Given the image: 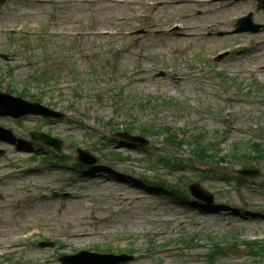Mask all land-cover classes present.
Listing matches in <instances>:
<instances>
[{
    "label": "rangeland",
    "instance_id": "obj_1",
    "mask_svg": "<svg viewBox=\"0 0 264 264\" xmlns=\"http://www.w3.org/2000/svg\"><path fill=\"white\" fill-rule=\"evenodd\" d=\"M2 2L0 91L26 90L65 117L0 118V264L122 249L133 260L121 264H264L242 244L264 241V29L233 33L249 12L264 24V10L224 0ZM131 124L146 146L113 137ZM32 131L62 140L60 152ZM197 144L212 158H197ZM76 148L98 164L75 167ZM247 168L260 173L238 176ZM155 181L199 183L214 201L168 198ZM213 240L222 254L207 255Z\"/></svg>",
    "mask_w": 264,
    "mask_h": 264
},
{
    "label": "water",
    "instance_id": "obj_2",
    "mask_svg": "<svg viewBox=\"0 0 264 264\" xmlns=\"http://www.w3.org/2000/svg\"><path fill=\"white\" fill-rule=\"evenodd\" d=\"M239 1V0H234ZM258 2L257 9H264V0H256ZM1 3V2H0ZM251 14L247 18L240 19L237 23L235 32H256L260 26H254L250 22ZM27 115H39L44 117H61L60 113L52 111L37 103L25 101L19 97H14L10 94L0 92V117H13L15 119L22 118ZM117 137L124 139L127 142L134 144L146 145L147 141L139 136H132L128 133H117ZM31 137L35 141H39L46 146H51L60 149V141L49 137L44 133L32 132ZM78 156L76 161L85 165H93L96 159L91 156L87 150L78 149ZM256 170H240L239 175L244 177H255L258 175ZM192 196L207 204H212L214 197L211 193L202 188L199 184H192L189 187ZM132 257L124 255H101L96 253H89L86 251L79 252L75 255H65L60 257L61 264H119L125 261L132 260Z\"/></svg>",
    "mask_w": 264,
    "mask_h": 264
},
{
    "label": "trees",
    "instance_id": "obj_3",
    "mask_svg": "<svg viewBox=\"0 0 264 264\" xmlns=\"http://www.w3.org/2000/svg\"><path fill=\"white\" fill-rule=\"evenodd\" d=\"M9 91L13 92V90H9ZM133 128H134L133 125L128 126L127 130L132 133ZM146 131L152 132V130H146ZM167 132H171V131L167 129ZM166 141H167V143H169L172 146H179L181 144V142H179V140H177V138H175V135H173L172 133L168 134V138ZM196 146H197V148H196V150L193 151V153L197 158H199V159L212 158L211 156H208L205 148H203L202 146H200L198 144ZM235 149H237V147H235ZM233 159L235 160V159H237V157L235 155H233ZM151 162H153V160H151ZM75 165L77 167H81L79 164L75 163ZM184 167L185 166L183 164H181L178 168L184 169ZM154 185H155L157 191H160L161 193L167 192L169 198L176 199V200L181 201V202L182 201L185 202L187 200V198L189 197L188 194L186 193L185 189L175 190L171 187H169L170 188L169 189L166 187L165 184H163V181H160V182L155 181ZM157 187L162 188L164 190L158 189ZM242 244L244 245L245 249H247L249 251V253L251 255H253V256H258V255L264 256V241H246V242H243ZM223 248H225V247H223ZM207 250H208L207 255H210V252L213 254H214V252H216L217 254H222L224 251V249H222V247L220 245H218V241H215V240H214L213 244L210 246V249H207ZM106 252H110V251L106 250ZM117 252H119V251H117ZM210 260H212V259H210ZM212 263H213V260H212Z\"/></svg>",
    "mask_w": 264,
    "mask_h": 264
}]
</instances>
